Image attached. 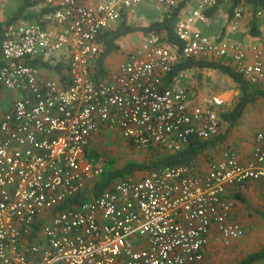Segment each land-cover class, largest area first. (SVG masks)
Returning a JSON list of instances; mask_svg holds the SVG:
<instances>
[{
	"label": "built area",
	"instance_id": "obj_1",
	"mask_svg": "<svg viewBox=\"0 0 264 264\" xmlns=\"http://www.w3.org/2000/svg\"><path fill=\"white\" fill-rule=\"evenodd\" d=\"M153 1L166 12L185 0ZM217 1L185 2L175 24L180 50L145 34L96 77L100 34L141 0H40L34 18L4 25L0 87L11 99L0 112V264H206L213 227L225 245L244 235L233 194L264 181L263 129L246 160L221 142L204 165L129 174L72 202L103 171L88 155L100 134L118 131L134 149L175 152L191 138L223 133L220 110L230 102L216 88L188 86L183 72L171 78L180 60H228L264 88V34L247 46L229 38L241 26L242 3L226 33L212 38L198 28Z\"/></svg>",
	"mask_w": 264,
	"mask_h": 264
},
{
	"label": "trees",
	"instance_id": "obj_2",
	"mask_svg": "<svg viewBox=\"0 0 264 264\" xmlns=\"http://www.w3.org/2000/svg\"><path fill=\"white\" fill-rule=\"evenodd\" d=\"M40 0H22L17 9L7 18L6 22L0 23V37L3 27L8 22L14 21L19 18L34 17V14L29 11V8L36 6ZM170 8L168 11H160L155 19L150 21L145 26H136L129 21L128 15L123 13L118 20L115 27L106 29L100 34V49L96 58L95 70L93 76H102L106 72V59L113 53H118L120 46L118 41L133 32H141L143 34L156 33L162 40L169 46L180 50L182 47V41L178 39L175 34V24L179 18L182 7L185 2ZM231 3L226 8L228 18L231 17L233 7L242 3L247 8L248 14H250V33L257 35L259 32L256 27L257 11L264 13V0H228ZM221 0L204 11L206 18L213 16L220 7ZM188 70H213L225 78L229 79L237 89V95L230 105L223 107L220 110V118L222 123L223 133L210 140H200L191 138L189 142L180 150L175 152L166 151L160 147H151L147 150L153 157L149 161L142 162H129L119 166H104L101 175L96 178L90 188L89 193L83 192L73 197L72 202H80L88 200L91 195H98L107 189L115 180L122 178L129 174H134L137 171L145 172L147 170H153L160 168L164 165H195L198 166L199 159L207 158L209 152L208 148H216L219 143L223 142L232 126L236 125L247 107L253 104L259 98H264V88L257 87L248 83L233 67L232 63L228 60L222 59H206V58H190L186 60H180L173 66L170 73V77H176L180 72ZM60 73V72H59ZM201 74H199L200 76ZM188 84V83H187ZM188 86H191L188 84ZM198 89L199 87H193ZM1 88V87H0ZM93 157L99 159L97 152L93 149L91 151ZM110 164V163H109ZM233 196L239 199V194L235 192ZM264 218V214H263ZM264 260V245L258 249L250 252L243 257L237 264H254Z\"/></svg>",
	"mask_w": 264,
	"mask_h": 264
},
{
	"label": "rangeland",
	"instance_id": "obj_3",
	"mask_svg": "<svg viewBox=\"0 0 264 264\" xmlns=\"http://www.w3.org/2000/svg\"><path fill=\"white\" fill-rule=\"evenodd\" d=\"M17 1L18 0H16L15 3H17ZM230 3L231 1L221 0L220 6L222 8H220L221 11L218 13L221 14L220 18H226V8ZM144 4L145 6H143ZM7 8L8 7H6V9ZM157 9L159 8L153 1L144 0L138 11L128 14L129 21L136 26H145L158 16L159 11ZM27 19H32V17ZM227 25L228 22L224 21L223 30L226 29ZM250 28L251 27L249 24V33ZM205 33L209 35L207 32ZM144 36L145 34L136 32L122 37L118 41L120 50L118 51V53L113 54L110 59L108 58L109 64L106 63L107 70H113L120 59L123 57V55H125V53L129 50H132L133 48L138 46ZM229 38L232 39L231 35L229 36ZM214 72L215 71L212 70H188L184 72V81H194L196 83L199 81L201 82L205 78H208L204 81V87L201 89L205 88L207 90L209 88H216L220 90L222 87L227 88V91H229V93H233V99H235L237 95L235 84H233L229 79L225 78L221 74ZM199 74L201 75L199 76ZM215 74L218 75V78H216ZM10 99V91L1 87L0 112L4 111L8 107ZM262 108L264 110V98H260L253 104L249 105L248 110L244 111V114L242 115L238 123L232 126L230 131L226 133V137L223 140L224 145L237 147L236 145H239L243 139H253V136L257 130H264V127H262L260 123L261 119L263 120V117L260 114ZM92 146L95 147L89 148L88 155L91 156V151L94 149L99 156V161L102 162L104 166H119L129 162H146L153 157L151 154H149V152H147V150H137L129 146L118 131H111L107 134L98 135L95 138V141H93ZM215 151V147L207 149V152ZM200 160L204 161L205 158L203 157ZM142 173L143 172L137 171L134 173V175H141ZM235 192L240 195V200L234 198L236 204H240L243 207V212L249 217H255V220L252 225H248L246 223L242 224V221L240 220L244 230V235L240 239L229 245L223 244L219 239L217 241L218 245H216L215 247L216 249L213 248L214 250L212 252L210 251V253L208 254L206 264H237L247 254L258 249L264 244V218L262 215L263 211L256 212L254 209H252L251 204L253 203H250L252 202V197L248 195V193H245L242 187H238ZM241 211L242 210L240 209V212ZM254 264H264V260Z\"/></svg>",
	"mask_w": 264,
	"mask_h": 264
},
{
	"label": "crops",
	"instance_id": "obj_4",
	"mask_svg": "<svg viewBox=\"0 0 264 264\" xmlns=\"http://www.w3.org/2000/svg\"><path fill=\"white\" fill-rule=\"evenodd\" d=\"M21 1L22 0H18L17 3H15L16 0H0V23L6 22L7 18L17 9V7L21 3ZM91 1H97V0H91ZM143 1L144 0H141V2L138 5L136 11L139 10V8L142 5ZM149 1H153V0H149ZM143 6H145V4ZM6 7H8V8L6 9ZM35 8H36V6H33V7L29 8V11L28 12L33 13V11L35 10ZM220 8H222V7L220 6L218 8V10L216 11V13L213 16L208 17L203 23H200L198 25V28L203 33L207 32L209 34L208 36H210L212 38L213 37L220 36V35L226 33V31H227V27H226L225 30H223V25H224V21H226V22L229 21V18L227 17V12H225V11L224 12L226 13V15H225L226 18L225 17H221L220 18L221 14H218L221 11ZM157 10L159 11L158 12V15L160 16V10L159 9H157ZM244 14H245V16L243 17V20H242V23H241V26H240L239 30L236 31V32H234V33L229 34V36L231 35L232 40L238 42L239 44H241L243 46H247L250 43L256 42L260 34H264V13L262 15H260V16H257V20H256L257 26L256 27H257V31L259 33L257 35H254V36L252 34H250L249 31H248L249 24H250V21H249L250 14H248L247 8H245V7H244ZM133 33H136V32H133ZM130 34H132V33H130ZM0 39H1V37H0ZM113 54H115V53H113ZM113 54H111L108 58L110 59V57H112ZM108 58L106 59L105 63H108ZM216 78H218V75H216ZM207 79L208 78H205L201 82L199 81V82H196V83L194 81L193 82L184 81V78L182 79V81L185 82V83H188L189 85H191L193 87H199L198 89H200L203 93H205L208 89L206 90L205 88L204 89H201V88L204 87V84H205L204 81L207 80ZM209 89H211V88H209ZM220 92L222 93V95L224 97L227 98V100L230 103L234 100L233 99L234 98L233 97V93H229V91H227V88H223L222 87L220 89ZM227 92H228V94H227ZM236 94H237V91H236ZM248 107H247L246 110H248ZM260 114L263 117V120L261 119L260 123H261L262 127H264V110H263V108L261 109V113ZM253 138H254V136H253ZM252 145H253V139L252 138H245V139H243L240 142L239 145H236L237 146L236 149L238 151V155H239V158L241 160H246L247 159L248 155L251 152ZM94 147L95 146H93V148ZM211 153H214V152H211ZM204 163H205V160L204 161H201V160L199 161V164H203L204 165ZM240 187L243 188V191H245V193H248V195H250L252 197V202H250V203H253V204H251L252 209H254L256 212L257 211H263V214H264V181L248 182V183H246L244 185H241ZM239 197H240V195H239ZM239 200H240V198H239ZM240 209L242 210L241 212H240ZM249 212H251V211H249ZM233 215H234V218L237 219L238 221L241 220L242 221V224L243 223H246L248 225H252V223L255 220V217H252V216L249 217V216H247L243 212V207L240 204H236V201H235V205H234V208H233ZM219 239H220V237L218 235V232L213 227L211 229L210 233H209V241H208V244L205 247V258H206V261H207L208 254L210 253V251L212 252L214 249H216L215 247H216V245H218L217 244V241Z\"/></svg>",
	"mask_w": 264,
	"mask_h": 264
}]
</instances>
